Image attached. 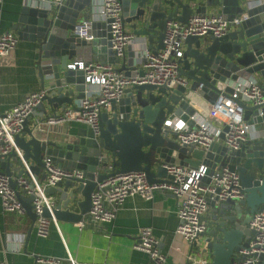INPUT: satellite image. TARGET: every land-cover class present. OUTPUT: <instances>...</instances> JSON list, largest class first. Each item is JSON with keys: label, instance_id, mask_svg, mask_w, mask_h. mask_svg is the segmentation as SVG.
Masks as SVG:
<instances>
[{"label": "water", "instance_id": "1", "mask_svg": "<svg viewBox=\"0 0 264 264\" xmlns=\"http://www.w3.org/2000/svg\"><path fill=\"white\" fill-rule=\"evenodd\" d=\"M118 1L123 24L129 26L137 43L153 52L163 48L165 26L172 19L186 23L193 12L206 13L209 9L228 20L239 14L244 18L222 36L207 34L184 38L185 48L178 64L180 75L189 81L187 87L132 85L98 114V133L87 126L71 138L55 142L42 138L40 113L52 116L58 109L72 106L84 97V72L76 62L94 60L120 64L116 69L127 76L142 75V71L137 70L136 54L131 46H127V57L126 53L121 58L115 56L107 22L94 21L91 41L72 33L78 16L84 11L86 16L91 12L93 0H63L46 6L25 0L12 29L19 39H29L37 45L40 52L38 77L45 93L23 120L20 132L14 135V145L20 155L14 149L0 154V173L8 177L32 224L36 220L31 203L33 195H24L18 179L29 178V188L31 177L44 182L50 174L46 159L58 171L70 173L45 188L44 192L55 198L50 210L43 207L41 217L76 223L88 214L96 184L109 176L140 172L148 183L154 184L171 177L165 168L167 164L189 168L204 165L208 174L217 166L227 164L238 174L244 199L220 204L217 215L201 235L205 242L203 248L194 240L189 256L207 254L209 264H231L234 255L253 234L248 227L251 215L264 209V101L259 105L239 102L243 119L253 126L255 135L234 151L216 142L206 150L181 144L166 121L175 117L189 119L195 112L194 96L213 103L220 95H228L234 82L255 75L264 94V2ZM188 124L193 122L188 120ZM225 130L223 128L219 134L222 140ZM72 170L81 171L82 176L71 174ZM30 230L31 227L28 236ZM33 257L36 262L40 258ZM259 260L264 264V255H260Z\"/></svg>", "mask_w": 264, "mask_h": 264}, {"label": "built area", "instance_id": "2", "mask_svg": "<svg viewBox=\"0 0 264 264\" xmlns=\"http://www.w3.org/2000/svg\"><path fill=\"white\" fill-rule=\"evenodd\" d=\"M29 1L31 3L47 2L50 5L59 4L63 0ZM256 2L261 3L264 0H256ZM99 4L98 8L91 10L88 17L76 22L72 33L78 38L91 41L94 21L107 22L111 49L116 57L121 58L127 46L136 42V38L125 29L118 0H99ZM243 18V14H239L228 20L217 12L208 11L193 12L186 23L176 19L168 21L164 30L162 49L153 52L144 44H138V49L134 51L136 64L138 70L142 71V75L127 76L108 62L94 60L76 62L78 68L84 72V97L77 100L74 105L46 117L42 123L55 125L72 121L81 122L96 134L98 133V114L108 109L112 101L119 99L126 88L143 83L164 86L167 89H174L177 86L187 87L189 81L180 75L178 64L185 48L184 38L188 35L222 36L230 29L237 27ZM16 43L17 36L12 31H0V57L13 50ZM71 66L73 67V64ZM231 88L232 91L228 95H220L203 113L194 112L187 120L175 117L171 121H166L176 134V140L181 144L206 150L217 141L223 128H226L223 132V144L230 151H234L239 149L245 141L253 138L255 130L243 119V108L239 102L245 105L263 103L264 94L259 81L255 77L238 80L231 85ZM44 93L45 91L41 90L28 94L7 111L0 112V154L14 149L20 155V151L14 145V135L20 132L23 120L30 115L32 108L41 100ZM188 120H191L193 124L189 125ZM44 162L50 174L43 184L32 177L30 188L29 178H20L17 183L19 186L22 185L21 189L26 196L33 195L31 203L36 214V234L40 237L46 236L49 225V220L41 217L42 209L46 207L50 210L54 203V197L47 195L44 190L46 187L53 186L62 176L70 175L68 172L58 171L52 166L50 160L46 159ZM24 166L27 168L26 164ZM165 168L171 177L160 183H148L144 174L140 172L112 175L98 182L90 196L89 219L97 224L112 223L118 206L126 197L137 195L150 200L158 191L169 192L176 200L178 224L175 233L189 244L196 240L203 248L205 242L201 235L207 229L203 216L210 203L213 206H220L228 200L244 199L245 194L238 174L227 164L217 166L210 174L207 173V167L204 165L189 168L173 163L165 165ZM71 174L82 176L81 171L77 170H72ZM0 200L5 212L24 213L16 198L15 190L9 185L8 177L1 173ZM248 227L253 234L246 245L234 255L231 264H260L259 256L264 255V209L251 215ZM133 248L146 253L153 264H166V256L159 249V242L149 227L140 229L138 241L133 244ZM191 260L194 264L200 262L196 258ZM38 261L51 262L49 258L44 257H40Z\"/></svg>", "mask_w": 264, "mask_h": 264}, {"label": "crops", "instance_id": "3", "mask_svg": "<svg viewBox=\"0 0 264 264\" xmlns=\"http://www.w3.org/2000/svg\"><path fill=\"white\" fill-rule=\"evenodd\" d=\"M24 3L25 0L0 1V31H12L17 36L15 48L0 57V112L7 111L28 94L43 90L38 77L40 52L37 45L29 39H19L16 30L12 29ZM40 5L46 6L48 3L41 2ZM99 5V0H93L92 9ZM208 11L216 12L214 9ZM85 12L78 16L76 22L90 15L86 16ZM125 29L132 34L128 25H125ZM138 44L140 45L132 42L129 46L132 51H136ZM125 53L127 57V48ZM254 77L258 80L257 75ZM193 100L192 107L196 113H203L215 102L210 103L200 96H194ZM60 111L58 109L55 113ZM40 116L42 120L46 118V114L40 113ZM40 126L42 138L55 142L71 138L79 129L87 127L76 121L55 125L41 123ZM216 143L224 145L220 137ZM218 209L219 206L213 205L207 209L203 216L207 228ZM177 224L175 197L169 192L158 191L150 200L137 195L126 197L118 206L112 223L97 224L89 219L88 214L76 223L51 219L46 236L40 237L36 234L35 222L32 224L25 212H5L0 200V263L153 264L146 253L133 248V244L138 241L140 229L149 227L159 242V249L166 256V264H194L191 260L193 258L200 260L199 264H209L210 257L206 254H201L200 257L189 256L190 244L175 233ZM34 255L49 258L51 262H36Z\"/></svg>", "mask_w": 264, "mask_h": 264}, {"label": "rangeland", "instance_id": "4", "mask_svg": "<svg viewBox=\"0 0 264 264\" xmlns=\"http://www.w3.org/2000/svg\"><path fill=\"white\" fill-rule=\"evenodd\" d=\"M253 232V231H252Z\"/></svg>", "mask_w": 264, "mask_h": 264}]
</instances>
